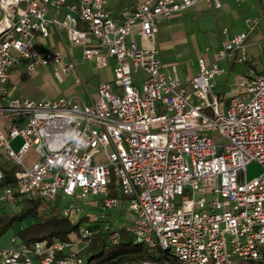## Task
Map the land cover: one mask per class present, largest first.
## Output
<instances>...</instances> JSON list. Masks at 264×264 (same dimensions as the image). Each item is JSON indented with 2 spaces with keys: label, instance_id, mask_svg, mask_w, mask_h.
Returning a JSON list of instances; mask_svg holds the SVG:
<instances>
[{
  "label": "built area",
  "instance_id": "1",
  "mask_svg": "<svg viewBox=\"0 0 264 264\" xmlns=\"http://www.w3.org/2000/svg\"><path fill=\"white\" fill-rule=\"evenodd\" d=\"M110 1L0 0V211L17 210L23 196L60 198L72 220L91 195L101 207L66 239L26 242L9 234L0 241V264H85L81 250L90 238L106 230L117 243L121 227L157 254L167 252L142 264H264V73L234 76L228 104L214 92L226 71L219 60H246L257 19L246 17L249 29L224 38L213 61L198 57L196 73L182 80L175 63L161 61L157 19L221 0H132L121 21ZM52 27L66 49L39 47ZM73 46L99 70L113 60V78L100 80L93 98L10 95L20 60L26 72L52 64L58 78L72 73L81 81L66 55ZM30 147L36 158L27 163ZM252 161L259 171L247 178ZM5 168L13 180L4 182ZM112 173L119 196L108 195ZM122 199L130 218L114 226L109 213Z\"/></svg>",
  "mask_w": 264,
  "mask_h": 264
},
{
  "label": "crops",
  "instance_id": "2",
  "mask_svg": "<svg viewBox=\"0 0 264 264\" xmlns=\"http://www.w3.org/2000/svg\"><path fill=\"white\" fill-rule=\"evenodd\" d=\"M131 4L132 0H111L107 7L112 15L117 20L121 21L128 10L131 9ZM56 13L58 17L61 18L63 9ZM246 17L257 19V22L251 29H249V23L246 21ZM80 25H83V23L80 22ZM157 25L158 30L156 32L155 41L159 48L161 61L166 67H168L170 63H175L177 73L182 80L196 73L198 69V57L203 56L207 62L213 61L216 58V52L222 40L242 30L249 29L246 36L247 57L264 54V0H244L240 3L234 0H221V6L216 8L209 6L204 1H198L193 6L178 12L170 18H158ZM222 28H226L225 34L222 32ZM66 44L67 42L64 34H61L54 27L50 28L48 36L39 40V47L42 49H53L58 47L64 49ZM75 47L76 46H73L71 53L66 51V55L67 57H72L76 61V68L79 74L78 63L83 61L84 58L81 56V50L77 53ZM162 52L167 55L166 58L171 56L174 57L175 54H191L192 68L188 72L183 66L179 68L175 59L165 61L162 58ZM88 60L92 62V67L96 69L94 61L91 59ZM219 63L226 67V71L215 78V93L218 84H221L223 87L227 85L232 86L231 80L234 77L232 70L237 62H232V60L229 59H221ZM107 67L99 70L100 73H103ZM55 69L56 66L50 64L39 66L32 72H26L25 62L20 60L14 65L8 80L10 95L27 96L34 99L64 95L62 90L68 85L61 82L64 76L72 78L75 85L81 83V81L75 80L72 73L58 78L54 74ZM250 69L251 71L253 70L252 68ZM96 86L92 90L87 89L85 94L77 91L70 94L79 95L86 101H89L95 96ZM231 92H233V88ZM229 95L228 93L227 96ZM84 206L87 208V211L83 209L82 214H86L87 218L83 222L99 216L101 207L97 197H91L89 202L84 204ZM124 208L125 203L124 199H122L120 207L113 209L109 213L114 226L121 224L125 218H130V214H128ZM150 250L154 255H159L156 250L152 248H150ZM120 264L142 263L141 261L134 260V258H126Z\"/></svg>",
  "mask_w": 264,
  "mask_h": 264
},
{
  "label": "trees",
  "instance_id": "3",
  "mask_svg": "<svg viewBox=\"0 0 264 264\" xmlns=\"http://www.w3.org/2000/svg\"><path fill=\"white\" fill-rule=\"evenodd\" d=\"M11 170L5 168L4 182L13 180ZM62 201L60 198L53 200L40 199L38 197L23 196L20 206L12 210L9 206H2L0 211V241L9 234H15L19 239L30 242L41 239L50 242L53 239H66L72 233L77 234L79 226L87 218L81 214L76 220H72L61 212ZM123 228L121 227L120 230ZM107 231L100 230L94 236L95 242L99 243V249L89 255L85 264H120L126 258H134L141 261L145 258H162L167 252L154 255L150 248L134 237H120L119 242L107 241ZM90 242L92 243V238ZM173 263L177 260L172 258Z\"/></svg>",
  "mask_w": 264,
  "mask_h": 264
},
{
  "label": "rangeland",
  "instance_id": "4",
  "mask_svg": "<svg viewBox=\"0 0 264 264\" xmlns=\"http://www.w3.org/2000/svg\"><path fill=\"white\" fill-rule=\"evenodd\" d=\"M128 40V38H127ZM75 50L77 53L80 52L81 47L80 46H76ZM162 58L165 61H169V60H173L175 59L177 66L180 67H184L186 68V70L189 72L191 67V54H175V56H171V57H167V55L162 52ZM80 59V57H79ZM92 62L88 59H83V61L78 63V70H79V74L81 76V83L78 85H75L73 83V79L68 77V76H64L62 78L63 81H61L64 84H68L67 87L65 89H63L62 93L64 94V96H70L72 92H80L82 94H85L87 92V89H94L95 86L97 85L98 81L103 79V78H109L112 79L113 78V73H112V60H110V65L104 70L103 73H100L99 69L97 70V68H93L92 67ZM252 68V72H258V73H264V54L261 55H251L248 56L247 59L245 60V62H237L235 63L232 73L234 76L237 75H241V76H245V75H251V69ZM233 88V92L232 91ZM237 89L235 87H232L230 85H227L225 87H223L221 84H218L216 86V94L218 96L219 101L224 102L225 104H228L229 102V94H232L236 91ZM228 91V92H227ZM206 111L211 113V110L209 108H206ZM212 136L214 137V139H218L219 135L217 133H213ZM18 138L15 139L14 141L11 142L13 147H17L18 144ZM99 161H104L103 158V154L102 152H100L99 154ZM36 158V153L35 150L33 149V147H30L24 156V161L25 162H30L32 160H35ZM4 162V160H2L0 158V162ZM5 163V162H4ZM259 171V165L252 161L249 164H247L246 166V177L247 178H251L252 176H254L257 172ZM116 184V177L115 175L112 173L111 174V183H109L108 185V195L109 196H119V192L118 189L115 187ZM91 197H95L93 195H91ZM98 197V196H97ZM84 211H87V208H84ZM116 221V220H115ZM120 235L122 237V239L124 238H132L133 235L132 233L128 232L125 229L120 230ZM3 242H6V238L4 240H1ZM99 249V243L95 242L94 236L92 238V243L90 242V244L83 250H81V254L83 255L84 259L87 260V258L89 257V255L91 253H93L94 251ZM262 250L264 252V246L262 247ZM236 262L238 264H252V262L250 260H243L240 261L239 259L236 260ZM173 264H181V262L177 263H173ZM229 264H233V262L229 263Z\"/></svg>",
  "mask_w": 264,
  "mask_h": 264
}]
</instances>
